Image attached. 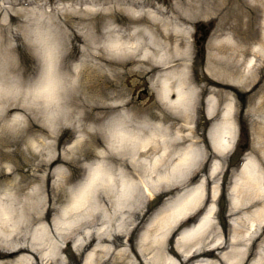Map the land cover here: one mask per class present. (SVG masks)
I'll return each mask as SVG.
<instances>
[{"label": "bare ground", "instance_id": "1", "mask_svg": "<svg viewBox=\"0 0 264 264\" xmlns=\"http://www.w3.org/2000/svg\"><path fill=\"white\" fill-rule=\"evenodd\" d=\"M180 1L176 4L184 13L175 12L184 17L183 24L162 17L160 6L99 8L108 18L104 26L97 6L82 0H60L52 13L47 0H38L43 3L37 7L0 8V120L5 125L0 132V264H69L61 242L70 239L69 248L89 250L86 264H179L193 253L199 257L194 264H249L247 246L261 238L264 226V75L258 80L264 71V0H233L231 5L232 0ZM219 1L226 2L230 27L211 41L205 86H200L191 74L186 20ZM117 9L125 16L115 15ZM28 17L30 22L22 23ZM23 37L42 61L38 79L19 63ZM75 48L82 53L81 63L51 75L53 66ZM82 69L88 71L85 81L79 78ZM108 73L114 81L99 83L98 77ZM133 76L136 86L150 84L169 113L155 112L150 101L143 110L130 105L127 79ZM64 79L75 84L71 107L38 116L21 100L27 90L40 91L44 85L48 100L56 102V88ZM201 91L210 92L207 116L219 121L211 132L213 162L200 176L210 157L192 129ZM238 97L255 102L260 157L248 155L235 173L229 193L232 212L239 214L227 236L215 222V210L224 157L234 149ZM65 121L81 134L76 145L89 134L79 158H97L89 176L71 188L73 176L66 169L71 170L72 159L67 152L57 153L54 143ZM90 130L105 133L104 149L99 150L100 140ZM143 156L151 158L139 160ZM191 175L199 178L196 185L176 192ZM140 187L150 198L158 191L166 197L152 216ZM70 190V204L56 209ZM202 207L201 218L184 228L175 249L170 248L176 226ZM54 210L59 213L51 223ZM137 229L141 233L135 240ZM258 248L251 264H264V247Z\"/></svg>", "mask_w": 264, "mask_h": 264}, {"label": "rangeland", "instance_id": "2", "mask_svg": "<svg viewBox=\"0 0 264 264\" xmlns=\"http://www.w3.org/2000/svg\"><path fill=\"white\" fill-rule=\"evenodd\" d=\"M116 1V0H114ZM124 2V4H129L132 2H137L141 5H153L156 3L153 0H120ZM193 3L200 4L201 0H192ZM169 4L172 5L169 10H172L173 14H177L175 11L178 12L177 7H175L174 3L176 0H161V2H158L159 5ZM185 2V0H183ZM103 3V2H101ZM233 3V0L231 1L230 5ZM235 5V4H234ZM211 12V11H210ZM99 14V13H98ZM115 15L123 16L121 12L118 10L114 12ZM122 14V15H121ZM169 16V15H168ZM105 15H101L100 17L97 16L98 21L100 24H104L107 22V17L105 18ZM172 19H174L173 16H171ZM208 22V21H206ZM14 29V26H13ZM20 48V54H19V61L20 64L23 66V69L32 76V72L35 69L36 65L39 64L41 68V61L38 53L36 52L35 48H33L31 45H29L25 38H20L19 40ZM78 48H75V50L72 52V56L67 59V65H71L72 61L76 58H80ZM208 53L206 52V55L204 53H201V57L197 58V60L194 61V65L192 67L193 70V77L194 80L198 83V85L205 86V83L202 81V78L207 76L208 71V61L209 57L207 56ZM65 57L62 59L64 60ZM63 62V61H62ZM138 73V71H137ZM136 72H133V75H137ZM41 74V72H40ZM88 71L87 69H82L81 73L79 74V78L82 81H85L87 77ZM264 75V71L260 73L258 80ZM128 77H126L127 79ZM140 78V77H138ZM99 83L103 81L112 82L114 81V74L108 73L104 76L98 77ZM137 81L136 77H131L127 79V88L130 89L129 95L127 97V100L131 101L130 105L139 106L138 109L143 110L144 104L146 105L147 101H150L152 104H154V111L155 112H165L169 113V109L165 106L161 105L157 100L156 93L149 87L150 85L146 82L145 84H140L139 86H136L135 83ZM126 87V86H125ZM201 90V89H200ZM77 95H80V92L77 91ZM210 96L209 91H205L200 94L199 97V104H198V115H197V124H196V130L195 134L199 138V140L202 143L203 148H206L207 151L210 153V156L212 153L211 144L209 141V134L214 131L215 124L219 121L218 118L215 119H209L206 115V109H207V101L206 98ZM157 102L160 104L157 105ZM156 104V105H155ZM236 112H237V118H236V132H237V144H236V151L233 153L232 157H229L224 162V168L223 173L220 176V184H221V197H219L218 205H217V212L215 215V222L222 227L223 231L226 233L227 236L231 234L232 228H233V222L234 220H237L238 214H233L231 204H230V198L228 194L229 187L233 184L235 173L237 172V169L240 166V163L242 161L243 157H247L248 155H253L257 159L260 157L259 153L257 152L256 146H257V117L258 115L254 114L255 111V102H248L242 97H238L236 99ZM117 115V114H116ZM115 115H111L110 117H114ZM142 116V114H141ZM61 117V116H59ZM109 119V118H108ZM106 119L105 122L108 120ZM155 120V119H154ZM260 120V119H259ZM156 122V120L154 121ZM63 132L60 133V136L57 140L59 145H57V153L61 152H67L68 157L71 160L72 166L71 170L69 171L66 169V173L68 175L73 176V180L68 185V188L75 187L77 184H79L82 180L85 179V177L89 176L88 173L93 168V165L95 162H97V158L91 157L90 159L86 158H79V152L83 149H86L87 142L89 139V134L86 138V140H83L81 144H77L78 148H76V142L80 135L74 127V124L68 121H65L63 124ZM211 127V128H210ZM210 129V130H209ZM90 135L94 134L96 137L100 140V149H104L106 146V137H104V132L95 130H90ZM76 138V139H75ZM75 152V153H74ZM144 158L150 159L151 157H140L139 160H143ZM213 157L211 156V159ZM259 160V159H258ZM142 164V163H140ZM209 165V162L207 166ZM206 166L203 174H206L208 167ZM142 175L145 174V171L141 169ZM137 178V177H136ZM197 181L196 179L194 182ZM52 182V181H51ZM209 188V187H208ZM139 191H143L142 188H139ZM71 190L69 191V196L61 203H58L56 205V209L63 205H69L70 201L69 198H71L70 195ZM166 202V197H159L156 201L152 202L151 204H146V211H149V215H153V213L158 210L164 203ZM53 203V202H51ZM59 212L57 210H54L50 213L48 219L52 223L54 219H56V216ZM196 218L192 219L191 221H188L186 224H183L179 227L176 234H179L181 230L184 227H187L192 222H194ZM140 230L137 229L134 233V239L136 240L138 235L140 234ZM175 235L174 237H169V247L175 249ZM134 240V241H135ZM252 244H248V256H249V264H251L255 259L257 258V252L259 251V247H264V232H262V236L260 239L252 242ZM89 255V250H82V251H75L73 248H67V254L64 255V258L68 261L69 264H86L87 256ZM202 259V258H200ZM205 259V258H203ZM207 259V258H206ZM193 262L187 263L192 264ZM248 263V261H247Z\"/></svg>", "mask_w": 264, "mask_h": 264}, {"label": "clouds", "instance_id": "3", "mask_svg": "<svg viewBox=\"0 0 264 264\" xmlns=\"http://www.w3.org/2000/svg\"><path fill=\"white\" fill-rule=\"evenodd\" d=\"M31 17H28L26 20H22V23L30 22ZM17 32H22V28H18ZM67 65V57L64 58L63 63H57L50 70L51 75H55L57 72L66 71ZM41 68L40 65L37 64L35 69L32 72L33 78H38L40 76ZM40 91H33L31 89L27 90L26 96L22 95L21 100L26 99L28 106L30 107L32 113H36L38 116L41 113H55L59 111L63 107H71L74 94H75V84L72 79H64L61 84H59L56 88V102H50L47 96L44 94V85H40ZM3 102L2 97H0V103ZM5 129V125L3 120H0V132Z\"/></svg>", "mask_w": 264, "mask_h": 264}]
</instances>
